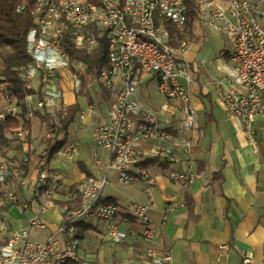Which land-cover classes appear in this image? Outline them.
<instances>
[{"label": "built area", "instance_id": "2783aa9c", "mask_svg": "<svg viewBox=\"0 0 264 264\" xmlns=\"http://www.w3.org/2000/svg\"><path fill=\"white\" fill-rule=\"evenodd\" d=\"M79 1H89V6L98 7L102 11L103 6H110V13L105 14L112 19L111 33H105L113 37L112 54L107 55V64L98 71L95 85L110 91L115 103L108 111L107 121L92 130L94 143L110 153V167L117 172L118 180L124 184L130 185L140 177L147 184V192L153 184L137 157L136 145L145 141L152 143L155 155L169 164L166 172L170 180L178 181L184 187L192 185L196 176L188 158L191 143L185 139L178 140L185 131L195 127L197 120L190 103V94L180 83V79H184L187 84L190 82V68L184 60L189 45L186 41L172 45L165 26V23L178 27L184 25V0H156L153 7H146L145 0H128L125 8L108 5V0ZM79 1L76 5H66L61 0L35 1L37 8L43 11L44 22L34 21L35 27L27 34V50L33 52V59L20 76L27 81L29 78H39V85L32 86L34 93L24 98H28V106H32L33 110H40L41 116L52 109L55 99L60 97L58 84L62 76L72 78L76 91L81 86L78 79H75V69H67V54L61 48L60 41L56 40V32L51 29V18L60 14L53 13L55 5H62V11L69 12L71 6H78V14H72L74 22L91 26V21L86 20V8H79ZM193 1L202 27L224 36L229 42V65L221 68L225 73V83L219 82L215 87L222 111L228 119L240 123V133L248 143L257 145L258 139H261L264 148V0ZM22 8L17 7L14 11L18 13ZM146 9L156 11V26H149ZM123 11H130V18H123ZM34 29H44L46 41H38L34 36ZM61 30H64V26H61ZM115 37H124L126 48H114ZM84 40H88V47L78 48H96L95 36L90 35ZM75 64L81 63L75 61ZM82 66L85 70V66ZM133 66L146 67V74L156 77L158 93L165 102L181 106L178 137L166 131L155 114L138 103L135 93L140 75L133 73ZM0 91H4V99H7L2 83ZM20 110L19 106L9 101L8 109H4L1 116L15 117L20 114ZM79 119H84L83 113L79 114ZM34 149L35 147L26 149V142H23L21 155ZM175 150L184 153L186 158L176 163ZM77 152V143L71 141L60 149L59 154L71 159ZM44 154L40 153L32 182H28L26 178L16 179V195H22V202L8 199V181L18 172L15 168L8 170L0 161V208L12 205L24 211L30 209L31 203L38 199V182H45L46 185V205L38 206L39 211L53 207L54 201L62 203V197H73L70 187L62 183L60 174H51V168L42 158ZM78 186H86L88 189L87 208L68 214L71 224L66 228L61 226L58 231L66 238L59 240L53 235L44 240L30 238L31 233L39 234L47 227L38 215H34L25 227L11 225L8 240L0 239V264H52L55 258L62 257H70V264H93L90 256L82 253L81 247L79 257H72V252H67V242H80V239L74 237L75 220H89L102 225L106 239L113 244L124 243L133 237L150 244L157 239L158 230L153 227L146 206L132 204V219H120L121 224H131L123 230L120 224L114 222L118 213L115 203L106 207L95 206V199L101 198L100 184H91L88 177L77 184L76 188ZM57 208L60 211V206ZM2 218L7 217L0 211V230ZM171 260V255L159 246L145 250L142 255V264H170ZM238 264L254 263L244 255Z\"/></svg>", "mask_w": 264, "mask_h": 264}, {"label": "crops", "instance_id": "0c3cea01", "mask_svg": "<svg viewBox=\"0 0 264 264\" xmlns=\"http://www.w3.org/2000/svg\"><path fill=\"white\" fill-rule=\"evenodd\" d=\"M225 40L224 36L206 31L199 21L193 27V37L185 40L189 47L184 60L191 75L188 84L184 79L180 83L190 94L197 120L195 127L180 138L181 106L165 102L158 93L154 98L147 91L152 79L157 87L155 76L138 77L135 97L140 106L152 111L171 135L191 143L188 158L196 177L188 187L168 178L169 164L155 158L152 143L145 141L137 143L136 151L139 164L153 182L149 194L143 180L137 179L127 186L120 184L116 171L110 168V155L91 139L92 130L107 121L110 110L108 102L100 100L99 86H80L76 93L70 77L60 78L59 104L65 108L78 106L74 121L60 138L65 144L76 142L78 152L71 159L54 156L49 168L59 173L68 187L87 177L103 181L101 200L117 205L114 222L121 229L131 226L128 222L121 224L120 219L131 213L133 203H138L147 207L152 225L158 230V237L151 244L138 237L113 244L106 239L102 225L89 220L74 221L75 231L80 232L82 253L90 256L93 264H142L144 251L156 246L171 255L170 264H238L244 255L254 264H264V148L261 139L257 145L246 141L240 133V123L224 115L216 97L215 87L219 82L225 83L221 68L229 65ZM209 43L214 49L205 47ZM146 75L149 78L143 79ZM143 82L145 88L139 90ZM80 113L83 120L79 119ZM40 124L38 118H31V132ZM174 157L176 163L186 158L178 150ZM28 175L32 182L35 173ZM26 196L31 198L29 193ZM42 200L38 197L27 211L11 206L4 214L12 227L18 228L38 215L46 223V230L31 233L30 238L44 240L53 235L64 240L66 236L58 233L63 225L59 209L53 206L39 211Z\"/></svg>", "mask_w": 264, "mask_h": 264}, {"label": "trees", "instance_id": "16d2710c", "mask_svg": "<svg viewBox=\"0 0 264 264\" xmlns=\"http://www.w3.org/2000/svg\"><path fill=\"white\" fill-rule=\"evenodd\" d=\"M35 0H0V83L5 86V97L10 102L19 106L22 110L18 116H7L0 119V161L4 163L6 168L12 171L14 168L18 174L12 178H26L30 168H35L33 160L36 161L41 157L38 147L28 154L21 155V147L23 142H31V118H27L23 111L24 97L33 94L32 83L23 79L20 75L22 69L32 62V58L27 52V34L35 27V18L32 15ZM186 6V21L184 25L178 27L165 23L169 32L172 45L176 46L182 41L193 37V27L198 21L197 7L193 0H184ZM17 7H23L16 13ZM93 31L97 40L96 48L86 50L75 46L73 39V29H67L62 33L60 38V46L66 52L70 62L77 61L85 66V71L81 76V89L85 86L94 84L98 71L105 66L107 61L108 44L104 32L98 31L92 26L83 28L84 30ZM100 88V87H99ZM39 95V94H38ZM40 96V95H39ZM100 100L108 102L111 109L115 103L113 95L110 91L100 88ZM91 102V99L89 100ZM5 107V102L0 101V112ZM56 111V122L53 120L50 112L44 115L36 113L34 117L40 122H46V131L49 134L46 138H42L41 144L44 158L49 163L55 153L60 150L65 142L60 138V134L66 132L70 124L74 121L78 113V106L72 105L64 110ZM16 130L24 132V138L16 137ZM155 158H158L157 156ZM152 158V159H155ZM143 164V163H142ZM15 184V183H14ZM73 197L66 202L60 203L54 201L55 207L65 206L63 212V227L66 228L71 224L69 212L75 211L80 206L79 194L76 186L70 187ZM12 205L0 208L1 212H5ZM79 231H75L74 237L80 239Z\"/></svg>", "mask_w": 264, "mask_h": 264}, {"label": "bare ground", "instance_id": "6f19581e", "mask_svg": "<svg viewBox=\"0 0 264 264\" xmlns=\"http://www.w3.org/2000/svg\"><path fill=\"white\" fill-rule=\"evenodd\" d=\"M37 1V0H35ZM79 0H61V2H66V5H76ZM98 2H105V0H98ZM156 4V0H145L146 7H153ZM108 5H117L118 8H125L128 5V0H108ZM79 8H86V20L91 21V26L98 31L104 33H111L112 19L107 16L105 13H110V6H103V11L99 10L98 7L89 6V1H79ZM53 13L55 14L51 18V29L53 32H56V40L59 41L62 37V33L67 29H73V42L76 47H88V40H84L88 38L90 35L95 36L89 29L84 30L83 28L89 25H82L81 22H74L72 14H78V6H71V12L62 11V5L53 6ZM153 9H146V20L148 21L149 26H156V22L153 19ZM32 15L37 22H44L43 11L37 8L34 2V9L32 11ZM123 18H130V11H123ZM61 26H64V30H61ZM34 36L38 41H46V34L44 29H34ZM108 44L107 55L112 54V45H113V37L112 35H105ZM114 48H126V40L124 37H115L114 38ZM155 51H156V43H155ZM31 58L33 59V52L31 50H27ZM107 64V61H106ZM31 65L28 64L26 67ZM25 69V68H24ZM22 69V72L23 70ZM67 69H75V79H78V84H81V76L84 73V68L82 64H75V61L70 62L67 59ZM133 73H139V75L146 74V67L133 66ZM28 81L32 83V86L39 85V78H29ZM2 88H5L2 83ZM27 95L25 97H30ZM0 100L5 102V107L0 112V117L3 119L7 116H1L4 113V109H8L9 100L4 99V91H0ZM13 103V102H12ZM24 112L27 118H32L36 113L40 114V110H33L32 106H28V98H24L23 100ZM21 113V110H20ZM23 131L17 130L16 137L24 138ZM22 148V147H21ZM34 145L32 142H26V149H33ZM51 174H58L55 170L51 169ZM91 184H98V182L90 177ZM15 183V184H14ZM124 184V182H121ZM17 183L12 179L8 181V199L15 200V202H22V195H16ZM77 193L80 198V206L77 210L69 212V214H74L75 212H81L87 208V198H88V189L86 186H78L76 188ZM46 185L45 182H38L37 186V197L43 198L44 203H40L38 206L46 205ZM70 199V197H62V202H66ZM108 204H113V202H103L101 198L95 199L96 207H106ZM65 206H60L61 213L65 212ZM122 219H132V210L131 213L127 216H122ZM76 221V220H75ZM11 230V224L7 218H2V226L0 230V239L8 240L9 233ZM79 249L80 242H67V252H72V257H79ZM52 264H70V257H62L55 258Z\"/></svg>", "mask_w": 264, "mask_h": 264}, {"label": "rangeland", "instance_id": "374dc122", "mask_svg": "<svg viewBox=\"0 0 264 264\" xmlns=\"http://www.w3.org/2000/svg\"><path fill=\"white\" fill-rule=\"evenodd\" d=\"M153 19L155 20V22H156V11L153 13ZM225 44H226V49H229V42H227L226 40H225ZM205 47L206 48H210V49H214V46L212 45V44H207V45H205ZM147 78H149V76L148 75H146V76H144V78L143 79H147ZM61 80V79H60ZM71 83H72V89H73V91L74 92H76V93H78L79 92V90L78 91H76V89H75V87H74V81L72 80V78L70 77V80H69ZM81 85V84H80ZM91 88V90L94 88L93 86H91L90 87ZM144 88H145V85H144V82L143 83H141V85H140V87H139V90H144ZM156 81L155 80H150V84H149V86H148V88H147V91L148 92H150V94L155 98L159 93L156 91ZM138 90V91H139ZM156 93H158L157 95H156ZM136 94V93H135ZM160 95V94H159ZM60 98L61 97H59V98H56L55 99V103H54V107L52 108V109H49V111L48 112H50L51 114H54V116L52 115V118H53V120L56 122V111H58V108H60V110H62L63 111V109H65V106H64V104H59V100H60ZM62 113H64V111L62 112ZM33 118V117H32ZM41 126H39V128L37 127L35 130H33V132H31L32 134H31V142L33 143V145H34V147L36 148V146L38 147L37 149H38V151L41 153L43 150H42V144H41V141H42V138H46L47 136H48V134H49V131H46V122H41V124H40ZM17 131V130H16ZM91 139H92V141H93V143H94V140H93V138H92V134H91ZM95 144V143H94ZM97 146V145H96ZM102 149V148H101ZM102 150H104V151H106L109 155H110V153L107 151V150H105V149H102ZM59 152H60V150H58L56 153H55V155L54 156H56V155H59V156H62V155H60L59 154ZM62 157H64V156H62ZM65 158V157H64ZM67 159V158H66ZM39 160V159H38ZM38 160L36 161L35 159L33 160L34 162H33V165H35V164H37V162H38ZM46 161V160H45ZM46 164H47V166L48 167H50L49 166V163H47L46 162ZM142 166V165H141ZM111 168V167H110ZM112 169V168H111ZM115 171V170H114ZM29 172L31 173V174H34V173H36V167L35 168H30V170H29ZM28 172V174H30ZM117 173V172H116ZM27 174V176H26V180L28 181V182H30V180H29V175ZM34 178V177H33ZM88 178V177H87ZM94 178V177H93ZM97 182H98V184H100L101 185V190H102V185H103V181H100V180H98V179H96V178H94ZM117 179H118V177H117ZM137 179H139V180H141V178L140 177H137ZM136 179V180H137ZM135 180V181H136ZM134 181V182H135ZM118 182L120 183V184H122V185H126L127 186V184H123V183H121L119 180H118ZM133 182V183H134ZM133 183H131L130 185H132ZM79 184V183H78ZM76 186V185H75ZM68 187V186H67ZM145 191H146V189H145ZM149 191H150V189H149ZM149 191L147 192L146 191V193L147 194H149ZM43 199V198H42ZM36 201V200H35ZM35 201H33V202H35ZM44 201L45 200H42L41 202L42 203H44ZM54 205V204H53ZM54 207H55V205H54Z\"/></svg>", "mask_w": 264, "mask_h": 264}]
</instances>
